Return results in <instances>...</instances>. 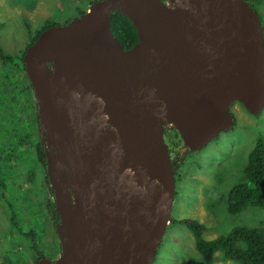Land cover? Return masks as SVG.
I'll use <instances>...</instances> for the list:
<instances>
[{
    "label": "water",
    "instance_id": "water-1",
    "mask_svg": "<svg viewBox=\"0 0 264 264\" xmlns=\"http://www.w3.org/2000/svg\"><path fill=\"white\" fill-rule=\"evenodd\" d=\"M115 11L137 31L131 49ZM24 63L60 217L61 256L38 264H153L177 189L166 120L201 151L233 128V103L264 111V25L247 0L97 1Z\"/></svg>",
    "mask_w": 264,
    "mask_h": 264
},
{
    "label": "rangeland",
    "instance_id": "rangeland-1",
    "mask_svg": "<svg viewBox=\"0 0 264 264\" xmlns=\"http://www.w3.org/2000/svg\"><path fill=\"white\" fill-rule=\"evenodd\" d=\"M97 1L101 0H0V48L12 57L6 63L0 60V264H37L40 255L56 262L61 256L56 218L50 213L54 194L39 147L45 155L54 151L46 126L42 128L38 93L23 69V55L48 23L64 26ZM256 9L264 25V0ZM230 111L236 119L233 128L201 151L190 150L174 125L166 123L164 138L178 161L171 209L176 223H168L153 264H240L226 261L222 252L205 259L193 232L182 224L185 220L203 224L206 240L237 227L264 226V209L249 207L233 215L224 199L245 181L250 156L264 143V111L255 116L238 102ZM6 141L12 151L2 143ZM239 245L245 248L243 242Z\"/></svg>",
    "mask_w": 264,
    "mask_h": 264
},
{
    "label": "trees",
    "instance_id": "trees-1",
    "mask_svg": "<svg viewBox=\"0 0 264 264\" xmlns=\"http://www.w3.org/2000/svg\"><path fill=\"white\" fill-rule=\"evenodd\" d=\"M85 13L86 11L81 12L80 17ZM111 20L112 31L125 49H131L137 44L139 40L137 31L126 16L115 11L111 16ZM70 22L68 21L66 25ZM50 27H53V25L48 23L44 29ZM10 59L12 57L6 55L0 48V60L6 63ZM22 65L26 71L25 63H22ZM178 137H180L179 134ZM2 143L7 145V141ZM9 147L7 145V149ZM40 147L39 159L47 167V157ZM8 150L12 151L10 149ZM244 179V182L236 185L224 196L228 204L229 212L233 215H237L249 207L264 209V143L260 142L253 150L249 164L245 170ZM52 205L53 207L56 206L54 202ZM171 223L175 224L176 221L172 218ZM182 224L187 225L193 232L197 250L205 259H210L216 253L222 252L226 261H237L240 264H264V226L255 228L237 227L225 236H219L213 240H206L203 235L204 231H206L203 224L190 220H185ZM242 242L245 244V248L239 245ZM187 264L201 263L190 261Z\"/></svg>",
    "mask_w": 264,
    "mask_h": 264
},
{
    "label": "flooded vegetation",
    "instance_id": "flooded-vegetation-1",
    "mask_svg": "<svg viewBox=\"0 0 264 264\" xmlns=\"http://www.w3.org/2000/svg\"><path fill=\"white\" fill-rule=\"evenodd\" d=\"M259 1H262V0H247V2L258 12V10L256 9V4H257V2H259ZM259 13V12H258ZM167 132V128L165 127V129H164V135H165V133ZM168 146V145H167ZM168 149H169V153H170V157H171V161H172V163H173V167H174V171L176 172L177 171V169H178V161H177V159H176V155H174L173 156V154H172V152L170 151V148L168 147ZM47 167H48V165H47ZM47 170H48V168H47ZM50 183V182H49ZM50 185H51V183H50ZM52 193L54 194V191L52 190ZM55 203V202H54ZM55 209V210H54ZM54 209L53 210H51L50 211V213H51V215H52V219H55L56 218V223L57 222H59L58 221V216H57V212H56V206L54 207ZM41 256V258L39 259V261L42 259V258H44L45 256H43V255H40ZM39 261L37 260V264L39 263ZM52 261V260H51Z\"/></svg>",
    "mask_w": 264,
    "mask_h": 264
},
{
    "label": "bare ground",
    "instance_id": "bare-ground-1",
    "mask_svg": "<svg viewBox=\"0 0 264 264\" xmlns=\"http://www.w3.org/2000/svg\"><path fill=\"white\" fill-rule=\"evenodd\" d=\"M123 15V14H122ZM112 21V20H111ZM112 24V23H111ZM167 114V113H166ZM235 121H236V119H235ZM169 121L168 120H166V123H168ZM166 125V124H165ZM235 125V124H234ZM46 141V140H45ZM166 141V140H165ZM44 143V142H43ZM49 148H51V147H49ZM52 150V149H51ZM177 193V192H176ZM176 198V197H175ZM168 224V223H167Z\"/></svg>",
    "mask_w": 264,
    "mask_h": 264
},
{
    "label": "crops",
    "instance_id": "crops-1",
    "mask_svg": "<svg viewBox=\"0 0 264 264\" xmlns=\"http://www.w3.org/2000/svg\"><path fill=\"white\" fill-rule=\"evenodd\" d=\"M35 151H37V150H35ZM41 166H42V164H41Z\"/></svg>",
    "mask_w": 264,
    "mask_h": 264
}]
</instances>
